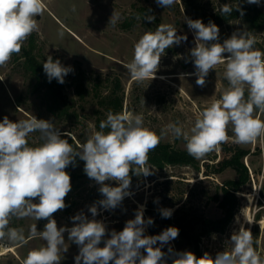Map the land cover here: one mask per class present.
Returning <instances> with one entry per match:
<instances>
[{
    "label": "rangeland",
    "instance_id": "rangeland-1",
    "mask_svg": "<svg viewBox=\"0 0 264 264\" xmlns=\"http://www.w3.org/2000/svg\"><path fill=\"white\" fill-rule=\"evenodd\" d=\"M44 2L45 11L37 17L39 31L33 32L23 45L32 47L33 54L42 63L50 55L53 60L59 59L62 65L73 69L65 77L64 85L69 98L75 102L72 108L75 112L71 110L70 116H58L49 109L50 96L46 87L28 66L25 57L19 54L13 55L5 66L0 67V121L4 116L14 122L32 117L51 120L55 128L65 133L62 138L68 140L71 137L76 145L83 144L94 131H98L96 109L99 96L96 93L106 94L117 87L118 82L123 95L120 113L128 111L142 114L144 125L157 134L169 123L178 122L187 130L194 125L196 116L214 99H219L228 87L223 75L224 65L210 70L205 78V86L196 84L197 77L193 75L195 66L190 56V50L195 47V34L185 19H200L204 23L205 13L213 12L226 3L238 5L246 0H176L169 8L160 7L156 0ZM73 6L75 11L72 10ZM258 6L264 9V0ZM113 13L115 25L111 22ZM150 15L155 17L154 21L146 20ZM160 24L172 25L177 30L176 34L186 36L187 40L165 50L155 79L137 83L125 65L131 62L134 44L139 38L145 32H154ZM218 28L220 43L234 32H248L256 40L254 47L264 51V30H250L246 21L240 17L223 22ZM61 30L64 32L62 38L59 36ZM80 80L84 81L88 90L82 100L75 92V86ZM257 115L264 120V113L257 112ZM228 135H233L231 126ZM28 141L43 143L38 132L30 134ZM161 141L185 148L183 139H175L171 135L163 137ZM236 146L250 150L244 156L250 180L237 192L238 209L232 221L224 231L202 234L199 248L202 255L207 252L213 258L218 252L230 250L231 235L243 225L252 232L254 247L264 257V140L247 145H238L229 140L221 144L218 150L199 159L198 168L190 164L157 167L148 163L151 175L145 177L130 173L129 191L134 195L125 197L114 210H104L98 206L99 215L95 219L103 221L109 232H119L123 230L126 221L135 218L137 208L144 205L145 220L151 217L154 221L146 227L145 234L158 235L168 227L179 229L199 216H221V186L227 179L237 177V174L232 168L219 171L218 161ZM79 161L84 168V162ZM105 183L117 186L114 181ZM71 185V191L65 198L67 207L57 211L53 217L58 227L74 226L71 217L79 212L92 219L89 206L103 199L98 190L100 185L85 173L71 177ZM157 198L158 203L155 202ZM161 208L172 209V216L163 218L159 211ZM192 221L188 229L194 233L201 232V224ZM46 222L32 218H13L10 227L22 228L25 240L15 244L0 241V252L4 248H12L0 256V264H24L30 250L46 243L42 239L30 237V226L37 224L38 230H42ZM64 236L68 251L61 254V264H75L74 257L79 253V248L67 239V232ZM169 247L175 252H194L193 244L181 232L176 239L164 245L162 251L167 254ZM166 259L167 264H172L171 254Z\"/></svg>",
    "mask_w": 264,
    "mask_h": 264
},
{
    "label": "clouds",
    "instance_id": "clouds-1",
    "mask_svg": "<svg viewBox=\"0 0 264 264\" xmlns=\"http://www.w3.org/2000/svg\"><path fill=\"white\" fill-rule=\"evenodd\" d=\"M175 2L156 0L163 8ZM246 2L259 5L261 0ZM45 8L44 0H0V67L14 54L19 55L28 37L39 31L37 17L43 15ZM72 10L75 11V6ZM234 10L241 17L245 14L240 4L235 9L224 4L220 11L222 15H230ZM112 16L115 25V14ZM146 20L154 21L155 17L150 15ZM185 21L195 34L190 56L196 84L205 86L210 70L220 65H224L223 75L228 82L220 98L196 116L190 129L185 130L178 122L169 123L157 134L144 125L142 114L109 111L99 124L100 130L74 148L62 138L63 133L51 120L32 117L14 122L4 116L0 121V241L15 244L25 240L22 228L10 227L13 218L47 221L42 230H38L37 224L30 226V237L46 243L30 250L24 264H61V254L68 251L66 232L67 239L79 248L75 264H167L168 254L172 264H264V257L254 247L252 232L243 225L231 235L230 250L218 252L213 258L207 252L197 257L191 251L175 252L171 247L167 254L162 251L164 245L178 237L179 229L168 227L158 235H146V227L154 221L151 217L145 220L144 205L137 208L135 218L126 221L119 232H109L103 221L95 219L99 215L98 206L114 210L125 197L134 195L129 191L130 173L145 177L152 174L147 166L149 153L165 136L183 139L187 154L197 160L229 140L238 145L264 140V120L257 115L264 113V51L254 47L256 40L248 32H234L220 43V30L212 21L205 24L187 17ZM176 33L172 25L160 24L154 32H145L139 38L131 62L125 65L134 81L155 79L165 50L187 40ZM63 35L61 30L59 36ZM43 70L49 82L55 79L60 84L73 71L50 55L43 63ZM36 132L43 143L30 146L28 137ZM77 158L84 162V173L100 185L98 190L103 199L89 206L92 219L79 212L71 217L74 226L58 227L54 214L67 207L65 198L72 187L65 169L75 166ZM106 181H114L117 186ZM155 202L158 203V198ZM159 211L163 218L173 214L168 208Z\"/></svg>",
    "mask_w": 264,
    "mask_h": 264
},
{
    "label": "trees",
    "instance_id": "trees-1",
    "mask_svg": "<svg viewBox=\"0 0 264 264\" xmlns=\"http://www.w3.org/2000/svg\"><path fill=\"white\" fill-rule=\"evenodd\" d=\"M226 4L231 5L233 9H235L237 6V4L233 2ZM240 6L245 12L243 17H241L240 13L236 10H234L230 15H222L220 11L222 7L221 6L213 12L205 13L204 23L207 24L209 21H212L217 26H219L223 22L240 17L246 21L250 30H264V9L260 8L256 4H248L247 2L241 3ZM20 54L25 57L28 66L33 70L36 76L40 78V82L46 87L50 96V103L48 105L49 109L58 116H70L72 111L75 112V109H72L75 102L72 101L69 98V95L66 93L64 83L60 84L55 79H53L51 82L48 81V78L43 70V63L37 60L33 54V48L23 45ZM116 85L117 87L108 91L106 94L100 95L98 92L96 93L99 96L98 108L96 109L98 113L96 118V126L98 130H100V122L106 119L107 113L109 111L116 114L120 113L122 110L123 95L120 93V84L117 82ZM75 92L77 93L80 100L85 98L88 90L83 80H80L76 84ZM105 131H107V129H105ZM68 142L73 147L77 146L71 137H69ZM39 144L41 143L29 142L30 146H38ZM249 153V149L236 146L231 150V153L218 161L220 167L219 171H222L225 168H232L237 174V177L227 179L221 186L222 196L219 199V204L223 210L222 215L216 218L209 216H199L196 217V219H191V221L179 228V232H181L189 240V242L193 244V253L197 257L202 256L201 250L199 248L200 236L204 233L224 231L232 221L238 209L239 201L237 192L241 191L243 189V185H245L250 180L249 170L244 162V156L248 155ZM148 163H151L157 167H164L168 164H190L197 168L199 167V160L189 156L187 154L186 148L175 147L169 142L162 141H160L155 150L149 153ZM65 170L69 173L70 177H79L84 173L83 167L80 166V161L78 158L75 166L69 165ZM192 220H196L201 224V232L194 233V231L188 229V225L192 226Z\"/></svg>",
    "mask_w": 264,
    "mask_h": 264
},
{
    "label": "bare ground",
    "instance_id": "bare-ground-1",
    "mask_svg": "<svg viewBox=\"0 0 264 264\" xmlns=\"http://www.w3.org/2000/svg\"><path fill=\"white\" fill-rule=\"evenodd\" d=\"M250 220H251V217H250ZM9 250H12V248H8V249L7 248H4V250L0 252V256L1 255H4Z\"/></svg>",
    "mask_w": 264,
    "mask_h": 264
}]
</instances>
